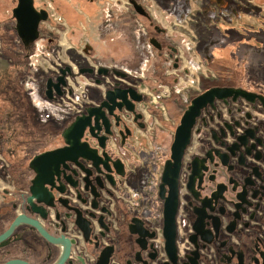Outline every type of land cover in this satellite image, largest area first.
<instances>
[{"label": "flooded vegetation", "instance_id": "flooded-vegetation-1", "mask_svg": "<svg viewBox=\"0 0 264 264\" xmlns=\"http://www.w3.org/2000/svg\"><path fill=\"white\" fill-rule=\"evenodd\" d=\"M128 1L130 14L135 12L141 16L145 25L147 20L158 36L149 35L147 41L152 56L164 58L161 69L154 77L163 79L165 66L172 71H183L187 76L188 71L180 68L181 50L163 44L164 39H168L167 29L152 22L144 4ZM122 2L110 0L107 3L117 8L112 10L114 13L109 9L107 14L115 20V25L106 23L110 22L109 18L101 20L102 27L108 31L124 17L121 14L125 7ZM18 4L19 0H0V156L5 159L8 168L16 166L12 189L0 186V236L3 235L0 239V264H98L100 257L107 255L105 264H264V107L257 99L249 102L238 97L233 101L229 97L227 103L215 99L212 106L207 104L195 118L177 176L172 238L174 255L166 249L164 199L159 195L164 162L170 156V145L182 113L193 97L211 85L189 94L183 100L184 105L179 119L173 124L171 136L167 139L159 136L161 141L157 148L151 146L147 133L152 127L147 120L151 116L157 117V112L160 114L158 118L163 121L164 107L172 114L177 111L175 107L167 108L164 101L175 97L174 100L180 103L181 98L177 95L180 97L181 90L173 88L179 78L173 76L171 86L162 84L167 88L166 94H157V86L152 88V92L148 86L141 88L134 78L129 77L127 70L118 66L95 63L76 66L57 63L51 66L52 70H47L41 81L42 96L45 98L46 79L51 77L56 82L59 69L68 66L71 75L64 76L66 86L61 87L64 94L57 100H39L33 95V106L42 101L46 107L53 105L50 102L58 103L66 95L72 96L73 87L79 82L83 84L82 95L76 103L80 105L79 109L62 126L58 125L60 129L75 115L84 112L86 106H98L104 99L105 91L113 88L115 82L120 83L121 88L131 87L142 95V100L134 103L135 113L141 116L135 119L134 113L125 107L121 111L113 109L119 117L118 124H115L114 117L109 116L111 133L107 135L105 151L112 160L121 162L123 175L117 173L111 163L108 172L102 165L97 168L92 162L79 158V164L66 162V165H60L53 184H44L51 204L35 198L28 201L34 173L28 167V161L25 163L19 147L18 128L10 112L14 103L12 92L19 91L24 99L28 83L40 82L33 73L37 61L33 57L38 56L34 50L39 46L38 42L44 40L48 45L57 38L56 15L63 24L66 22L56 6V0H32L35 11L46 10L48 20L40 21L37 38L24 44L15 29L17 20L14 10ZM173 14L179 18L180 13ZM174 24L175 21L171 22V25ZM26 37L24 35V40ZM147 61L148 58L143 64L147 65ZM99 67L119 69L126 73V77L116 76L111 71L107 75H98ZM80 68H92L93 71L82 74ZM144 74L148 73L142 69L135 73L143 78ZM78 76L83 79H77ZM96 79H100V83H96ZM144 84L147 85L145 81ZM93 87L100 95L99 100L90 91ZM245 90L264 95L263 90ZM66 102H72V99ZM138 133L145 139L144 147L138 144ZM102 134L103 131L100 132ZM58 140L57 145L50 149L64 146L61 135ZM82 141L96 149L98 155L102 154L98 140L87 128ZM160 155H164L165 159L161 160ZM127 171L134 176L129 183L125 179ZM2 174L0 164V176ZM107 174L113 178V183ZM120 189L127 195L120 196ZM167 195L168 187L165 186L163 197ZM120 198L129 212L119 213L116 210V200ZM18 217L20 219L14 223ZM78 217L88 223L87 235L76 224ZM26 220L35 222L46 235Z\"/></svg>", "mask_w": 264, "mask_h": 264}, {"label": "rangeland", "instance_id": "rangeland-1", "mask_svg": "<svg viewBox=\"0 0 264 264\" xmlns=\"http://www.w3.org/2000/svg\"><path fill=\"white\" fill-rule=\"evenodd\" d=\"M135 1L147 7V11L154 24L160 27L163 26L162 28L167 29L169 33H167L168 36H166V38L168 39H164L165 41H163V44H165V46H175L181 50L182 62L180 63L182 67L180 68L181 70L186 69L188 75L185 76L183 71H172L166 66L164 67L165 73L163 71L164 75H162L164 76L163 79L156 78L153 74L152 76L151 74H144V78L135 75L136 72H140V67L142 63L146 61V58H149L146 57L147 53L152 56L149 47H147L149 35L157 38L158 36L153 32V26L149 25L147 20L145 25L144 19L141 16L136 15L135 12L130 14L131 12L129 11H131V8L129 7L131 5L128 0H123L122 3L125 7H123L124 14H121L128 19L132 26L129 30L124 29V34L126 35L123 47L124 52L119 50L116 53V60L114 58L109 59L105 57L104 55L107 54H104V51L99 47L95 48L94 52L89 48L88 42L85 39L90 35L91 27H86L85 30L83 26L81 33L76 36L75 42H72L71 39H69V32H66L64 35V31L62 30V28L64 29L67 27V24H63V21L59 20V16L54 14V10L51 9L50 11L54 16L56 15L54 22H56L57 25L55 29L57 38L48 45L44 40L38 42L39 46H36L34 50L38 56L33 57L34 61L35 58L37 60L35 62L36 69H33V73L40 82L28 83L26 86L27 88H25L26 91H24V99L20 97L19 91L16 90L12 92V100L14 103L12 104L10 112L13 117L12 121L18 128L19 147L22 150L25 163L27 161L29 162L35 154L57 145L62 130L58 125L62 126L63 122L67 118H70L80 107V105L73 103H54L50 101L48 102L53 103V105L48 107L42 105L43 101L33 106L31 100L33 95L37 96L39 100L45 99L42 96L43 85L41 81L43 77H45L46 71L52 70L51 66L54 67L57 63H70L73 66L94 63L105 65L113 64L127 70L129 77H131V79L134 78L141 88L148 86V89L152 92V88L157 86V94H166L167 88L162 84L166 83L171 86V84L174 83L173 76L177 79L179 78V82L173 85V88L181 90V95L180 97L177 95V98H181L182 101L180 100V103L178 100L175 101V97H173V100L167 99L164 101L167 108L173 109L175 107L177 111L172 114L171 111H167L164 107L163 121L158 118L160 114L157 112H155L157 117L151 116L150 119L147 120L149 126L152 127L147 133L151 146H157V148L161 138L167 139L171 136L173 124L179 119L180 110L184 105L182 102H184L183 100L186 99L189 94L210 85L241 86L249 90L264 91V0H246L248 2L241 4V10L235 8L234 12H224L223 18L226 20L217 22L212 21V24L208 26L207 29H205V27H199V23L203 22V20L201 22L200 15L198 14L199 5L195 4L188 16L176 21L168 11H161L160 8L153 5L149 0ZM108 2H110V0H99L98 10L96 14H94L96 22L97 20L99 21V27L103 26L101 22L102 18H109L110 22L106 23L115 25V20L107 16V14H109L110 11L114 13L112 10H116L117 8L107 4ZM56 3L57 7L63 5L59 0H56ZM67 3V10L62 9V12L71 19L73 17L72 15L75 14L73 9L76 6V2L71 0ZM212 19L211 17V20ZM174 21L176 24L171 25V22ZM103 24H105V22H103ZM58 27H60V29H58ZM107 28H109V26ZM95 31H98L97 28ZM213 32L216 33V37L209 40L210 34H213ZM137 35L141 37L138 39ZM162 37H165V35H162ZM199 37L200 40L199 43H197L196 39ZM201 40H204V42L202 41L201 43ZM202 45L207 46L204 51L205 55L203 59L199 55ZM196 47H198V52ZM129 52L131 54L132 52L134 53V59H123V57H127L128 54L130 55ZM111 55H114V51ZM199 73L200 75H198ZM180 77H183V79L180 80ZM77 79L83 78L78 76ZM153 80H156V82ZM144 81L147 85L144 84ZM159 85L162 87H159ZM161 88L166 91H163ZM90 91L92 94L96 95L98 100L100 99L97 90L92 89ZM46 114H48V118H45ZM159 136H161V138ZM143 139L144 138L138 133L137 141L142 147H144ZM160 159L164 160L165 156L160 155ZM4 160L5 159L0 156V164L3 168V174L0 176V186L12 189V181L16 177V166L10 165L8 168ZM133 177V174L127 171L125 179L128 183L133 180ZM119 192L120 196L127 195L122 189H120ZM116 210L119 213L129 212L122 198L116 200Z\"/></svg>", "mask_w": 264, "mask_h": 264}, {"label": "water", "instance_id": "water-1", "mask_svg": "<svg viewBox=\"0 0 264 264\" xmlns=\"http://www.w3.org/2000/svg\"><path fill=\"white\" fill-rule=\"evenodd\" d=\"M14 15L17 20L15 29L24 44L36 39L38 23L48 20L46 10L41 9L35 11L32 0H19L18 7L14 10ZM24 35H27L26 40H24ZM92 71V68L79 69V72L82 74H90ZM109 71L116 76L126 77V73L115 68L99 67L97 73L98 75H107ZM59 72L60 75L56 78V82H53L51 77L45 81L43 94L48 100H57L59 96L64 94V90L61 89L62 86H66L64 76L67 74L71 75V71L68 66H65L60 68ZM95 82L100 83V79H96ZM229 97L233 101L238 97H243L249 102H254L257 99L264 107V95L262 94L248 91L241 87L211 86L190 100V103L180 117L179 124L175 128L173 140L170 145V156L164 162L161 183L159 185V195L164 199L163 232L166 238V249L172 256L174 255L172 238L174 237L177 176L183 151L189 143L191 128L202 108L206 107L207 104L212 106L215 99H220L227 103ZM141 100L142 95L137 93L135 89L131 87L121 88L120 83L115 82L113 88L105 91L104 99L98 106H86L84 112L75 115L61 130L60 135L63 139L64 146L40 152L29 160L28 167L33 171L34 176L30 180V196L28 197V201L31 202L32 198H35L39 202L51 204L50 194L45 189L44 184H53L54 176H58L60 165H66V162L79 164V158L92 162L97 168L99 165H102L108 172L110 171L109 165L111 163L115 171L123 175L121 162L118 159L112 160L105 151V141L107 135L111 133L109 116L114 117L116 120L115 124H118L119 117L113 113V109L117 108L118 111H121L125 107L128 111L134 113V118L136 119L141 115L135 113L134 103L140 102ZM105 109H107V112ZM86 128L98 140L100 147L103 149L101 155H98L96 149L91 148L86 141H82V136ZM101 131L104 134L100 135ZM109 178L113 183V178L110 175ZM165 186L168 187L167 197H163ZM19 219L20 217L14 223ZM25 222L37 226L42 234L46 235L43 229L35 222L28 220ZM76 224L87 235L88 223L78 217ZM2 237L3 235L0 236V239ZM107 257L108 255L101 256L98 264H105Z\"/></svg>", "mask_w": 264, "mask_h": 264}, {"label": "crops", "instance_id": "crops-1", "mask_svg": "<svg viewBox=\"0 0 264 264\" xmlns=\"http://www.w3.org/2000/svg\"><path fill=\"white\" fill-rule=\"evenodd\" d=\"M63 5L59 6V9L61 11V14L65 18V22L67 24L66 28H62L64 31V35L66 32H69V39H71L72 42H75L76 36L81 33V29L84 26L85 30L86 27L90 28V35L86 37L87 44L89 45V48L93 50L95 48H100L102 51H104L105 57L111 59L114 58L117 59L116 53L121 50L124 52V44H125V34L124 29H130L132 24L128 21V19L122 17L121 21L118 22L116 26L112 28V30L108 31L107 29L103 28L102 26L99 27V21L94 19V14H96V11L98 10V3L99 0H72L76 2V6L73 9L72 18L69 19L68 16L62 12L66 9L67 2H70L71 0H59ZM153 5H156L158 8H160L161 11H168L174 19H182L189 15V12L192 10V8L196 5H199V15L201 22L199 23V27L207 29L208 26H210L212 21H224L226 20L224 17V12H234L235 8H238L241 10L240 6L243 2V0H149ZM244 6V5H243ZM243 9V8H242ZM159 10V11H160ZM177 10V11H174ZM183 10V12H181ZM173 13H177L180 15L177 18ZM124 14V13H123ZM210 15V20H209ZM128 17V16H127ZM211 17L213 18L211 20ZM232 21V20H230ZM196 26V24H195ZM198 27V25H197ZM97 28L98 31H95ZM93 31V33H92ZM201 31V30H200ZM98 32V33H97ZM86 33V31H85ZM202 34V33H201ZM198 35V32H197ZM216 33L213 32V34H210L209 40L216 37ZM218 36V34H217ZM200 37L196 39V42L199 43ZM204 42V40H201ZM206 41V40H205ZM208 41V40H207ZM68 42V41H67ZM202 45V49L199 52V55L203 59L205 53V49L207 46ZM198 47H196L197 50ZM114 55H111L113 53ZM99 52V51H97ZM198 52V50H197ZM130 53V52H129ZM123 59H134V53L128 54L127 57H123ZM164 60L162 56L159 55H149L148 63L147 65H144L142 63V66L140 67L143 71L145 70L148 74L157 75L159 70L162 67L161 62ZM151 61V62H150ZM113 64L108 66H112ZM116 66V65H114ZM140 69V70H141ZM141 75H143L141 73ZM143 78V76L141 77ZM156 81V80H153ZM94 89V87L92 88ZM96 89H99L96 87Z\"/></svg>", "mask_w": 264, "mask_h": 264}, {"label": "built area", "instance_id": "built-area-1", "mask_svg": "<svg viewBox=\"0 0 264 264\" xmlns=\"http://www.w3.org/2000/svg\"><path fill=\"white\" fill-rule=\"evenodd\" d=\"M74 88V94L72 96L66 95L64 98L61 99L60 102H66L67 100L72 99V102H69V104L73 103L76 104L78 102V99H80L82 92H83V84H78L77 86L73 87ZM55 103V102H54ZM68 103V102H67ZM48 117V114L45 115V118Z\"/></svg>", "mask_w": 264, "mask_h": 264}, {"label": "bare ground", "instance_id": "bare-ground-1", "mask_svg": "<svg viewBox=\"0 0 264 264\" xmlns=\"http://www.w3.org/2000/svg\"><path fill=\"white\" fill-rule=\"evenodd\" d=\"M71 100V99H70ZM69 101V100H68Z\"/></svg>", "mask_w": 264, "mask_h": 264}]
</instances>
